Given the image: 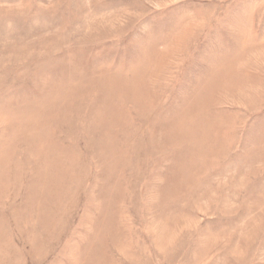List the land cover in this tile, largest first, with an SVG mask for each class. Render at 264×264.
Masks as SVG:
<instances>
[{
    "label": "rangeland",
    "instance_id": "rangeland-1",
    "mask_svg": "<svg viewBox=\"0 0 264 264\" xmlns=\"http://www.w3.org/2000/svg\"><path fill=\"white\" fill-rule=\"evenodd\" d=\"M0 264H264V0H0Z\"/></svg>",
    "mask_w": 264,
    "mask_h": 264
}]
</instances>
